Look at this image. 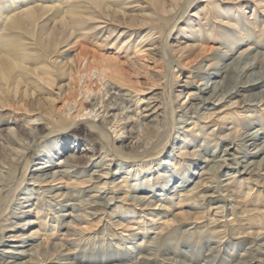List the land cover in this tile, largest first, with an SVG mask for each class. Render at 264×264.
<instances>
[{
  "label": "rangeland",
  "instance_id": "rangeland-1",
  "mask_svg": "<svg viewBox=\"0 0 264 264\" xmlns=\"http://www.w3.org/2000/svg\"><path fill=\"white\" fill-rule=\"evenodd\" d=\"M100 1L0 0V68L9 74V83L0 79V250L30 237L24 250L57 245L87 264H264L263 171L240 174L264 154L241 162L248 150L235 135L264 137V88L244 108L234 98L196 109L208 66L236 64L230 83L248 55L264 71V0ZM28 8L33 21L6 29L2 17ZM78 11L95 20L77 18L72 35ZM151 99L155 120L141 112ZM12 131L36 145L14 169ZM204 159L230 168L210 169ZM65 161L76 171L52 185L69 188L67 204L111 198L105 214L90 217L83 204L61 212L46 184L19 208L31 173ZM99 163L110 170L104 179L94 175ZM134 188L153 205L127 200Z\"/></svg>",
  "mask_w": 264,
  "mask_h": 264
},
{
  "label": "bare ground",
  "instance_id": "bare-ground-1",
  "mask_svg": "<svg viewBox=\"0 0 264 264\" xmlns=\"http://www.w3.org/2000/svg\"><path fill=\"white\" fill-rule=\"evenodd\" d=\"M89 1V0H88ZM94 4L102 5L100 0H90ZM103 6V5H102ZM101 7V6H100ZM120 12V11H119ZM6 13V12H4ZM35 17V12L33 11V8H28L22 11L21 14H7L2 19L5 21V27L6 29H11L13 28H19L25 20L33 21ZM85 17L86 20L93 21L95 20L94 17L88 18L87 15L80 13L79 11L75 13V19L73 21L74 26L71 27L72 30V35L75 34L77 31V26L75 23V20L78 18H83ZM100 25L93 26L91 30L93 31L94 29H97ZM79 28V27H78ZM102 29V28H100ZM84 30V27L82 26V29ZM85 31V30H84ZM123 35V33H120V37ZM149 36H152L151 34ZM150 38V37H149ZM256 49V48H255ZM152 50V49H151ZM252 50V49H251ZM255 52V50H253ZM257 53V52H256ZM253 57V56H252ZM250 58V59H249ZM246 61L242 63V67H236L240 69V72H238L234 76V81L233 83H230L228 80L229 77V71L233 68H235V65L233 62L230 63H225L223 65H218L216 67H210L208 66L202 73L203 74V79L207 80L203 83L200 84L198 87L199 91L201 94H206L207 97L203 98L202 102L200 105L197 106L196 109H203L205 111H210V110H215L217 107L223 105L227 101H231L232 99H237L235 102L232 104H240L242 105V108L250 105L248 101L253 100V98H256L258 96V93L260 91H263L264 88V71L259 67V63L255 60H252L251 55L246 56ZM1 60H0V66H1ZM251 72V73H250ZM222 77V79H221ZM6 80L7 83H9V74L8 70L6 68H0V79ZM218 78L221 79L218 80ZM226 81V82H225ZM228 81V82H227ZM261 89V90H260ZM240 98V99H238ZM243 99V100H242ZM147 105L146 107L141 111V112H149L147 116L143 117H148L151 118L152 120L157 119V117L160 116L158 114L160 112V108L158 107V104L155 100H148V102H145ZM259 104L264 103L262 100L258 101ZM194 115L188 116L189 120L190 119H198L199 115V110L194 111ZM187 116V115H186ZM144 125L141 126L142 127ZM12 134L15 136L16 142H17V148L13 149L12 152L13 155L15 156V159H13V162L11 164L12 168L14 165V162L18 159H20L21 156H23L28 149H30L32 146L35 145L33 139H28L23 136H19L17 132L12 131ZM235 135L237 138H240V141H243V146L244 148H247L248 156L242 158L243 160L241 162H244L246 158L254 159L258 158L260 155L264 154V137L263 133L260 132L259 130H254L250 132H245L243 135L240 134L238 131H235ZM189 141V140H188ZM47 144L44 145V150L45 151H40L41 153L45 154L46 156L49 157V161L52 158L53 155V150L49 147L46 146ZM36 146V145H35ZM56 148V147H55ZM57 148L62 151L61 147L58 146ZM17 149H20L17 151ZM225 160L228 159H223L220 160L224 162ZM205 164H208L210 169L214 168H225L228 167L230 168L229 165H224L217 164L216 162H213L211 159H204L203 161ZM240 162V163H241ZM246 165H244V170L243 172H240L241 175H249L251 171L254 169V165L261 168L263 171L264 175V157L260 160V162H248L245 161ZM211 163L213 165H211ZM164 165L166 166H171L172 163L168 160L165 161ZM120 166V165H119ZM94 167L97 168L96 171L94 172V175H97L98 179H104L105 175H108L110 173V170L108 168L102 167V165L99 164H94ZM11 168V167H10ZM12 168L10 171H12ZM14 169V168H13ZM76 166L68 164L66 161L63 164H50V165H45L42 166L41 168L35 170V172L31 173V182L28 184L29 189L25 190L24 193H22L23 198L25 202L19 204L20 209H25L27 208L26 204L31 201V198L33 197V193L37 191L36 187L42 188L46 184V189L45 191V196L49 198V200H52L53 202H56L57 205L61 206V212L66 211L65 208H70L74 212L75 210H80L77 208L79 204H83L84 206L81 208L82 211L89 215L90 217H94L96 215L105 214L106 210L110 207L112 203V199L110 198V201H108L106 204L102 203L99 204L96 201H86V200H81L85 201L84 203L80 202L78 204H67L71 200L74 199V195H71V191L67 186H58V185H52V183L61 180L63 177L66 175L73 173L76 171ZM237 169V168H235ZM3 173V172H2ZM2 173H0V187L4 185V177L2 176ZM208 170H202V176L203 180L204 175L208 174ZM116 174V173H115ZM171 182V181H170ZM51 184V185H50ZM199 184V183H198ZM178 187V185H177ZM176 188V187H175ZM210 189L211 186H208ZM1 191V190H0ZM144 190L141 188H134L132 190H128L129 194L127 195L126 199L129 201L134 202V204L138 207H143V208H148L153 205L152 201L145 195H131V194H136V193H144ZM211 192V191H210ZM96 197V196H93ZM92 197V198H93ZM209 197V196H207ZM61 198V200H60ZM37 205V204H36ZM98 206V207H97ZM87 210H92L91 213L87 212ZM63 216V215H62ZM82 216V215H81ZM78 217V216H76ZM78 220V218H76ZM32 221L27 222L26 224H32ZM14 237V236H12ZM261 240V238H260ZM264 240V237L262 238ZM15 240H9L8 242H12ZM19 241V240H16ZM32 238L26 237V238H21V244L20 246H9L11 247V250H0V264H87L90 261L88 260H82L78 259L79 262H77V257L75 256V253H69L65 254L63 253V248L59 247L57 245L52 246L51 248L43 249V250H24V248H28L32 244ZM9 245V244H8ZM23 248L21 251L20 249ZM19 249V250H18ZM142 249V248H141ZM140 249V254L139 258H141L142 261L149 260L148 254H143L141 253ZM135 250V249H134ZM41 251V253H40ZM54 251V253H57L56 255L51 254L52 259L48 260V255H50V252ZM144 251V250H143ZM34 255L37 256V258H34ZM25 257H31L30 259L26 260L24 259ZM167 261L170 262L172 259H166ZM133 264V263H132Z\"/></svg>",
  "mask_w": 264,
  "mask_h": 264
}]
</instances>
